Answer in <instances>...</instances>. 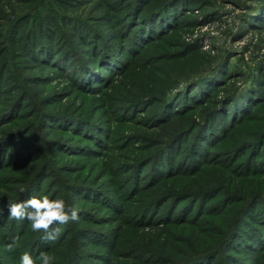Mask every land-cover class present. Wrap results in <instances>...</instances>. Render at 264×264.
<instances>
[{"label": "trees", "instance_id": "16d2710c", "mask_svg": "<svg viewBox=\"0 0 264 264\" xmlns=\"http://www.w3.org/2000/svg\"><path fill=\"white\" fill-rule=\"evenodd\" d=\"M95 1L94 6L87 7ZM256 1L259 12H264V0ZM208 4V0H0V115L11 119L0 121L1 127L8 126V138L0 145V169L4 171L27 160L10 149V140L20 142L16 147L22 146L23 139L37 146L48 128L68 135V152L111 156L115 137L110 126L86 117L84 111L74 112L68 108L71 103L63 107L56 96L48 99L42 95L44 89L30 91L25 82L43 84L34 73L37 69L47 68L48 76L61 78L67 85L52 95L65 96L69 90L67 96L78 92L87 97L106 96L112 80L129 72L139 81L150 75L148 67L152 64L158 76L169 72V82L159 81L149 97L140 86L135 93L107 101L113 122L134 123L138 113L148 112L145 126L168 130V137L149 141L151 151L136 158L126 171L129 175L119 180L120 188L112 192L93 187L75 191L82 196L80 200L96 202L101 207L97 211L104 210L109 220L119 223L110 230H85L71 224L59 241L53 242L43 232H26L21 225H30L28 220L9 219V200L38 197L40 188L35 182L51 169L48 154L36 162L23 193H0V245L12 243L17 235L20 238L15 251L8 252L13 264H19L25 252L37 264L42 263L40 250L54 257L51 264H88L90 260L105 264H114L113 260L123 264H264V117L257 119L264 110V64L257 68V75L251 69L244 72L227 57L230 51L210 57L180 38L169 39L188 23L185 16L195 8L207 14ZM81 6L85 7L83 12L79 11ZM95 11L98 14L91 17L79 15ZM101 23H108L117 34L103 31L96 25ZM249 25L264 30V17ZM163 42L175 51L167 48L150 53ZM196 54L199 64L183 70V74L170 64ZM139 64L144 66L142 72L136 71L137 66L141 68ZM10 81L8 90L4 86ZM179 81H183L182 87ZM113 91L117 94L116 88ZM221 92L226 94L219 96ZM26 105L29 111L23 113ZM184 119L186 123L181 126ZM129 138L131 135L123 141L130 142ZM54 142L52 148H64L58 147L59 141ZM210 168L218 173L204 185L184 188L173 183ZM123 190L128 193L125 198ZM65 201L73 206L67 195ZM131 202L135 204L132 214L138 220L134 224L138 244L129 241L131 234L126 229L132 220L125 216V205ZM117 214L123 217L116 219ZM184 224L205 226L208 235L200 240L191 233L187 248L181 254H175L173 248V254L167 249V227ZM68 233L70 239L62 247ZM92 245L100 252L92 254ZM60 247L63 251L58 255ZM233 251L245 252L247 258L235 256ZM104 252L108 257H100ZM182 254L186 256L180 257ZM1 256L0 264H12Z\"/></svg>", "mask_w": 264, "mask_h": 264}, {"label": "rangeland", "instance_id": "374dc122", "mask_svg": "<svg viewBox=\"0 0 264 264\" xmlns=\"http://www.w3.org/2000/svg\"><path fill=\"white\" fill-rule=\"evenodd\" d=\"M208 1L209 6L207 9V14L204 15L203 12L199 10V7L195 8L193 11L189 12L185 16V19H187V22L191 25L187 23L174 35L170 36L169 39L171 41H174L176 38H180V40L184 41L186 45H190L195 49H200L203 55H207L210 57H218L219 55L224 54L226 50L228 52L230 51V53L228 54L229 56L227 55V57L231 58L232 63L236 64L238 69H241L244 72L249 71L251 69L254 74H256L257 68L264 64V30L257 29L255 28V26L249 24H256L261 18L264 17V12H259V2L256 0ZM96 3L97 1H95L94 3H90L87 7H92ZM99 7H97V9H99ZM83 8L85 7L81 6V8H79V11L83 12ZM97 11L91 13L86 12L79 15L83 18L91 17L98 14ZM248 16H251L249 20L250 23L247 20ZM244 21L246 22L244 23ZM96 25H98L99 28H101L103 31H109L110 34H117L115 29L108 28V23H101ZM118 42L121 44V41ZM165 43H167L168 46L170 45L169 42ZM167 48L169 50L171 49V51L173 52L175 51V48H172V46L165 47L163 42L162 45L158 44L154 46L151 49L152 51H150V53H158L160 51L164 52ZM170 57H173V54H171ZM126 58L129 59V56H127ZM2 59L0 61H2ZM199 61V54H196L189 55L183 60L177 62L171 61L170 64L172 67H175L177 69V73L183 74V70L185 71L188 68H193V66L199 64ZM153 65L154 64L148 67L151 71L150 75L140 77L139 81L135 80L136 77H134L133 74H129L130 72L126 73L125 75L119 78H114L110 84L111 89L109 88L106 90V93H109L106 96L104 95L105 93H101L99 97H87L83 93L81 94L78 92L75 93V95L72 94L73 96H71V94L70 96H67L70 93L69 90H65V96L61 94L52 95L54 93L57 94L60 90L62 91V89L64 88L66 89L67 85L65 84L63 79H55L48 76L49 70H47V68L37 69L36 71H34L35 75H38L39 81H43V84H38L36 86V84H30V81L25 82V85H30L29 88L30 91L32 90L31 92H34L36 88L44 89L42 95L48 97V99L56 96L58 97L56 100L61 101V105H63V107L68 106V104L71 103L68 108H70L74 112L80 113L81 111H84L86 117L94 118L97 121L104 122L106 126H110V130H112V132L114 133L115 142L112 149L110 150L111 156H109L108 158H104L93 154L91 156H89L90 154H87L85 156L81 152H68V150H66V147L68 145L67 141L69 140L68 135L64 132H56V130L53 128H51L53 130H48L49 128L45 131L43 130L44 134L42 135L40 144L37 146H32L33 144H29L28 141H25V139H23V141L21 142L22 146L19 145L16 147V145H18V143L20 142H16L17 140L15 142L10 140V143H12L10 149H13V151L15 150L14 153L20 157L21 155H23L21 158H27V160L23 164H18L16 166L11 167L10 169H6L5 171L3 169H0V193H7L8 196L15 195L19 191L20 187H24L26 185L25 183L28 182V179L30 181V174L33 173V168H35L37 164L36 162H39L43 158V156L46 157L48 154H50L49 156L52 159L50 165L51 169L46 170L45 173L40 177V180H37L35 182L37 187L40 188L38 197L42 195H47L50 199L60 198L65 200L67 195L70 198L71 205L73 203V206L78 208L79 214V220L77 222H69L68 224L61 226V235L64 233V231H66V229L72 227L73 224V228L81 227L85 230L87 228H94V230H110L115 225H117L119 223V220H109L111 219V217L108 216L107 212H105L104 210L102 211V209H99L101 207L97 206L96 202L86 200L85 198L84 200H80L83 199L82 196L77 194V192L75 191L84 189V187H93L99 189V191L112 192L113 190L120 188L119 186H117L119 180L122 181L124 176L129 175V172L126 171H128L130 166L133 165L136 158H141L145 156V153H148V149H150L151 151L153 146H148L150 144L149 141L151 139H166L168 137V132H166L168 130L149 129L145 126V119L149 115L148 112L141 114L138 113L135 116L136 121L134 123H117L112 121L109 112L110 107L107 106V101L109 103H112L113 96L116 97L120 94L126 96L129 93H135V90L138 89V87L140 86H142L141 92H143L145 96H148L149 94H152L151 90L156 85L160 84V82H169V72L165 74L161 72L162 75L158 76L157 73H153V70H156L153 69L156 67ZM139 66H141V68H138L137 66L136 71L140 70L142 72V67L144 66H142L141 64H139ZM27 69L29 68H26V73L29 72V70ZM131 77H134V80L130 79ZM49 82L50 84H47ZM11 83V81L8 85L6 83L4 87L10 90ZM178 85L182 87L183 81H179ZM1 87H3L2 84ZM115 88L117 90V94H114V91L111 93V91ZM121 91L123 92L121 93ZM225 94L226 92H221L218 95L222 96ZM28 111L29 107L28 105H26L23 108L22 112L25 113ZM30 112L32 113L33 111ZM262 115H264V110L261 111L260 117H257V119L264 117ZM2 120L5 122L11 121V119L5 120L4 117L2 118L0 115V121ZM185 123V119L180 121L181 126L183 124L185 125ZM7 127L8 126L6 124L3 127L0 126V145L2 144V141L8 138V135L6 134V129H8ZM127 135H131V138H129V140L131 141L128 143L123 141V138ZM73 140L74 142L79 141L76 139ZM54 141L61 142H58V147L64 148H52L51 143H53ZM82 143L85 142L82 141ZM153 149L157 150L156 147ZM10 153H12V150L9 151V155ZM117 159L119 162L117 161ZM17 162H19V160ZM217 173L218 170L210 168L207 172L200 173L194 178L179 179L173 181V183H175L177 187L182 186L184 188L197 185L198 183L204 185L208 181H210L211 178ZM126 191L127 190H123V198L128 196V193ZM74 195H76L75 198ZM125 206V209L127 210L125 216L127 218L131 217L130 220H132L130 222H127L129 226H126V229L129 231L128 234H131L129 237V241L138 244L140 239H138L136 236L137 229L135 227L137 225H134L135 222H138V220H136L137 215L132 214V211H134L133 208L135 204H132L131 202V204L127 203V205ZM97 207H99L98 211L96 210ZM6 217L7 215L4 216V218ZM120 217L123 216L121 214H117L116 219H120ZM21 226L26 227V232L32 230L31 225L25 224ZM167 228L168 230L166 234L169 237V240L167 239L169 241L167 249H169V252L171 253H173L172 251L176 250L175 254L176 252L181 254V251L187 248V245H189L188 241L191 233L195 232L196 237L198 236V239L200 240H204L208 235L207 228L205 226L195 228L192 225L189 226L184 224L181 226L172 225ZM84 232L86 233V231ZM198 232L199 235H197ZM122 235H124V233ZM15 237L17 238L16 241L18 244V240L20 239L19 235ZM60 237L55 241L58 242ZM64 239L65 241H61L63 243L62 247H65V242H67V239H70L69 233L68 235L65 234ZM161 241L162 239L159 242ZM5 245V243L0 245V257H2L1 255H3L11 263L12 257H10L8 252L5 250ZM62 247H60V249L58 250V255H60L61 251H63L61 249ZM90 247H93L90 251L92 254H97L100 252V250L97 249V246L92 245ZM173 248L175 250H172ZM41 251L42 250L39 251V255ZM232 253H234V255L238 257H246L245 252L239 253L233 251ZM58 255L56 256L57 260H59ZM88 256L92 257L90 255ZM101 256L108 257L106 252L100 254V257ZM185 256V254H182L180 257ZM217 261L218 259L215 260V262ZM87 263L105 264L103 261L97 260H90ZM113 263L123 264L124 262L122 260H113ZM35 264L37 263L35 262ZM251 264L256 263L252 262Z\"/></svg>", "mask_w": 264, "mask_h": 264}, {"label": "clouds", "instance_id": "9594fccd", "mask_svg": "<svg viewBox=\"0 0 264 264\" xmlns=\"http://www.w3.org/2000/svg\"><path fill=\"white\" fill-rule=\"evenodd\" d=\"M24 191L23 187L19 188V192ZM7 210L9 219L28 220L33 231L43 232L45 238L51 241L60 237L62 233L60 226L79 220L77 207L67 205L66 201L60 198L50 199L47 195L32 196L18 202L9 200ZM0 215H2V209H0ZM17 246V241L14 239L12 243L5 245V250L14 252ZM53 259L54 257L47 253H40L42 264H51ZM19 264H35V262L33 257L25 252L20 256Z\"/></svg>", "mask_w": 264, "mask_h": 264}]
</instances>
